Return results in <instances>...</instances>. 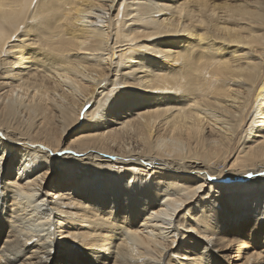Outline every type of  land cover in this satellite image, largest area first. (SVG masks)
<instances>
[{"label": "bare ground", "instance_id": "bare-ground-1", "mask_svg": "<svg viewBox=\"0 0 264 264\" xmlns=\"http://www.w3.org/2000/svg\"><path fill=\"white\" fill-rule=\"evenodd\" d=\"M24 3L0 0V180L16 174L0 185V258L31 237L43 264H261L243 249L264 247V0H57L43 35L58 63L11 58L37 42ZM47 149L52 166L33 175L28 154ZM98 209L119 234L103 257L69 240L112 238L92 231Z\"/></svg>", "mask_w": 264, "mask_h": 264}, {"label": "snow or ice", "instance_id": "snow-or-ice-1", "mask_svg": "<svg viewBox=\"0 0 264 264\" xmlns=\"http://www.w3.org/2000/svg\"><path fill=\"white\" fill-rule=\"evenodd\" d=\"M21 6L24 8L33 9L31 23L29 24V27L24 30L22 35L29 37L30 39L35 38L37 42H34V43L30 42L29 44L22 45L21 48L24 50L18 51L16 55H13L11 58L15 59L18 55L23 58L35 57L37 59H45L49 63H58L59 61H57L55 57L57 55H62V54L57 53L55 48L49 46L48 44L49 38L43 35L44 32L48 31L49 29L53 27V25L55 24V21L58 19V16L56 14V9L58 8L57 0H25V3ZM116 7H119V5H116ZM0 11H4L6 13L8 11V7L0 8ZM3 23L5 26L10 27V18L5 16ZM12 39L15 40L16 39L15 36H13ZM201 39H203V37H201ZM17 43H19L18 40H17ZM13 48H15V45H13ZM158 55H163V54H158ZM113 103H115V101H113ZM88 124H89L88 120H83V122L77 125L76 127H85ZM76 127L72 128L68 133H66V139H64L63 146L61 148V151L58 153V155L64 156V155H68L71 152V149L68 148V145L72 142L73 137L76 135ZM257 130H264V120L261 121L260 127ZM32 147L37 148V147H43V146L33 145ZM51 152H52V149H47V151L41 154L38 159L35 157H32L31 153L28 154L30 156V159L36 160L33 166V171H32L33 175H35L36 172H43L45 169L52 166L49 163H47L45 160V157L51 154ZM10 159H11V153L6 152L4 146H0V166L6 169L8 167V163ZM233 159H235V157H233ZM16 163L17 164L20 163L19 158H17ZM54 174H55V169L53 170V175ZM248 174L250 175L251 173H248ZM14 179H16L15 173L12 176H5L3 180H0V185H3L6 188L7 181L14 180ZM141 179H143V177H141ZM207 179L215 180L216 178L213 176H208ZM197 183L199 182L197 181ZM137 186L138 184H134L132 188L128 189V191L134 190ZM220 186H221L220 184H216V187H220ZM18 190L20 192L21 197L27 195L26 193H24L23 189H18ZM192 191L194 193L199 192V193L207 194L209 189L196 187L192 189ZM185 195H187V193H185ZM213 195H215V193H213ZM75 207H77L78 209H81L84 206L77 205ZM261 210L264 211V208H262ZM98 211L103 212L104 215L95 216L97 227L92 229V231H95L97 233H109L112 238L110 239L109 237L103 236V235H97L95 237L69 236V240L75 242V245H74L75 247H83L84 242H86L87 250L89 254L92 251H99V254L103 257L104 253L103 251H100V249H102L105 246L111 245L113 251H115L116 250L115 240L119 238V234L118 232L113 231L111 227L106 226L110 224V220L106 219V217L108 216L106 209H98ZM256 214L259 215L260 213H256ZM74 215L75 213L69 214L70 217ZM118 218L119 217H117V219ZM169 219L171 218L169 217ZM65 222H68V221H65ZM259 225L261 228H264V218L260 219ZM197 226L202 229H208L209 233H212L215 231V225L212 224L211 221H206L204 224H198ZM249 227H252L251 223L249 224ZM189 231L195 232L196 229L194 228L189 229ZM63 235H67V233H64ZM205 239H207V237H205ZM20 243L22 247V242ZM43 243H44L43 252L45 253V258H46L48 254H50L52 251V245H51L50 240H45ZM27 244L31 245V247L23 248V250L19 252V255H16L15 253H13V255L15 256L14 259L0 258V264H22V262L23 264H37V262H40V264H43L44 258L40 257L39 253L36 254L34 259L32 256H30L32 249L37 246V244L31 239V237L27 239ZM4 245H5L4 239L0 238V249H2ZM224 246L230 247L231 245L225 242ZM241 246H242L241 244L237 243V247H241ZM233 250L235 251V248ZM5 255H6L5 253L0 251V257H3ZM170 255L171 253H169V256ZM163 264H167V258H165V260L163 261ZM183 264H211V262L207 260L205 261L185 260L183 261ZM261 264H264V259L261 260Z\"/></svg>", "mask_w": 264, "mask_h": 264}, {"label": "rangeland", "instance_id": "rangeland-1", "mask_svg": "<svg viewBox=\"0 0 264 264\" xmlns=\"http://www.w3.org/2000/svg\"><path fill=\"white\" fill-rule=\"evenodd\" d=\"M248 240L249 239H247V240H245V242H248ZM255 249H258V250H262V253H264V247L263 246H261V244H258V245H253V247H245L244 249H243V251L246 253H249V254H251L252 252H254L255 251ZM83 252H88V250L87 251H84L83 250ZM235 255V254H234ZM233 255V256H234ZM236 258V259H235ZM240 258V259H239ZM232 264H236V263H241V262H243L244 260L243 259H241V256L240 257H236V256H234L232 259ZM249 264H251V263H249Z\"/></svg>", "mask_w": 264, "mask_h": 264}]
</instances>
